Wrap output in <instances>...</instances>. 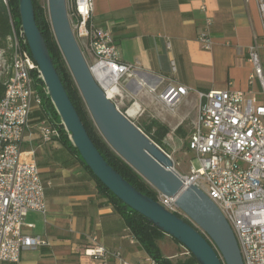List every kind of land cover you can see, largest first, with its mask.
I'll return each mask as SVG.
<instances>
[{"label":"built area","instance_id":"built-area-1","mask_svg":"<svg viewBox=\"0 0 264 264\" xmlns=\"http://www.w3.org/2000/svg\"><path fill=\"white\" fill-rule=\"evenodd\" d=\"M2 1L8 9L12 35L9 61L8 53L0 51V79L6 88L0 101V264H20L22 252L47 245L25 232L26 228H34L26 223L30 213H46L38 164L33 153L26 159L23 151L34 111L39 109L45 115L38 123V137L44 144L61 140L63 134L71 140V134L62 121L53 122L47 116L44 98L36 88L37 80L44 82L42 73L23 29L16 31L10 0ZM255 1L264 30V0ZM67 6L73 34L90 71L118 108L128 98L123 85L136 78L137 69L122 62L110 29L95 23L94 0H67ZM201 11L205 14L206 7ZM212 24L206 18L198 38L205 51L213 47ZM248 55L254 68L249 92L229 89L199 94L201 105L188 149L200 166L192 165L187 175L175 171L186 186L201 189L221 210L237 238L244 264H264V33L262 38L254 36ZM6 67L3 77L2 68ZM255 82L258 93L252 88ZM43 92L50 97L46 85ZM189 94L186 86L169 85L159 94V100L167 110L174 111ZM122 113L129 118V110ZM157 194L158 203L182 216L176 198ZM135 239L132 235V241ZM86 255L102 264H110L113 259L119 264H142L131 263L121 253L99 245L97 237ZM147 264L156 262L150 258Z\"/></svg>","mask_w":264,"mask_h":264},{"label":"crops","instance_id":"crops-1","mask_svg":"<svg viewBox=\"0 0 264 264\" xmlns=\"http://www.w3.org/2000/svg\"><path fill=\"white\" fill-rule=\"evenodd\" d=\"M206 18L213 22L210 51L198 43ZM94 21L110 29L122 62L137 69L136 78L123 85L128 98L118 106L122 112L129 110L133 123L155 113L161 123L173 119L174 132L188 120L189 108H200L199 94L251 89L254 68L248 52L254 36L262 38L264 33L255 0H94ZM169 85L190 89L174 111L159 100ZM252 88L258 93L257 82ZM44 116L34 111L23 151L26 159L34 154L46 198V213H30L26 223L34 228L25 232L47 245L22 252L20 264H102L86 255L94 237L127 261L147 264L151 257L137 238L132 241L125 219L100 194L78 156L61 140L44 144L39 139L38 123ZM158 245L171 260L186 255L163 242ZM110 264L119 262L113 259Z\"/></svg>","mask_w":264,"mask_h":264},{"label":"water","instance_id":"water-1","mask_svg":"<svg viewBox=\"0 0 264 264\" xmlns=\"http://www.w3.org/2000/svg\"><path fill=\"white\" fill-rule=\"evenodd\" d=\"M57 44L101 136L157 192L176 198V205L200 230L142 194L102 156L90 138L54 66L37 25L33 0H19L22 29L50 98L71 141L94 176L119 200L172 237L199 264H244L237 238L218 206L198 187L186 186L168 154L118 110L95 81L73 34L67 0H48Z\"/></svg>","mask_w":264,"mask_h":264},{"label":"trees","instance_id":"trees-1","mask_svg":"<svg viewBox=\"0 0 264 264\" xmlns=\"http://www.w3.org/2000/svg\"><path fill=\"white\" fill-rule=\"evenodd\" d=\"M35 7V15L37 25L47 43L54 66L63 82V85L74 104L90 138L94 142L105 160L112 166L126 181L134 186L142 194L157 201V192L152 188L131 166H129L121 157H119L112 148L107 144L104 138L96 128L91 115L87 109V106L80 94V91L76 85V82L68 68V65L64 59V56L57 44L55 35L53 33L52 25L49 17L47 16L46 9L37 1L33 0ZM11 12L15 21L16 31L22 30V24L19 13V0H10L9 2ZM12 35V28L10 25V18L8 15V9L4 2L0 0V51L4 50L9 52V37ZM45 83L41 80H37L36 88L44 98V110L47 116L53 121V112L55 106L49 96H46L43 92ZM4 80L0 79V101L5 95ZM59 122V121H53ZM150 139H152L157 145L164 149V139L170 133L167 126L154 121L150 126L141 128L139 127ZM62 143L70 151L75 153L81 160L82 164L88 169L97 183V187L102 196L107 198L109 202L114 206L116 211L120 213L125 219L129 229L133 235L137 238L141 246L148 253V255L156 262V264H199L197 260L191 255H187L188 258L171 260L163 256L158 242L164 238V234L161 230L155 227L140 213L132 210L126 206L121 200H119L110 190H108L92 173L85 162L80 157L77 149L74 147L72 141L66 134H63L61 138ZM177 216L183 218V216L177 214ZM187 223L194 226L189 220L183 218ZM187 252V251H185Z\"/></svg>","mask_w":264,"mask_h":264},{"label":"rangeland","instance_id":"rangeland-1","mask_svg":"<svg viewBox=\"0 0 264 264\" xmlns=\"http://www.w3.org/2000/svg\"><path fill=\"white\" fill-rule=\"evenodd\" d=\"M37 1L46 9L47 16L49 17L48 0H37ZM67 9H68V14H69L68 6H67ZM6 59L7 61H9V54L6 56ZM2 70H3L2 76L5 77V73L7 72L8 68L7 67L2 68ZM52 112L54 115L53 121H62L56 108L53 109ZM198 112H199V107L189 108L188 109V113H189L188 120L182 126H178L177 127L178 129H176V131L174 132H171L172 128L175 126V122L173 121V119H170L169 121H164V123H161V121H159L158 119H155L154 117L155 113H150L140 119L134 120V123L138 128L148 127L154 121H157L169 128L170 133L164 139V142H163L164 149L163 150L171 156L172 160L174 161L175 170L182 175L189 174L192 165L195 168H199L200 166L198 163V160L195 159V155L191 153L188 149L189 138L194 129V124L192 123V119H194L198 115ZM182 216L183 218L189 220L194 225V227H196L198 230L201 231V229H199V227L192 220H190L184 213L182 214ZM159 242H163L165 246H172L174 248H178V251L180 254L185 253L186 255L182 256L180 259L188 258L187 252H185L186 250L184 249V247L172 237L165 235L164 238L161 239ZM176 260H179V259H176Z\"/></svg>","mask_w":264,"mask_h":264},{"label":"bare ground","instance_id":"bare-ground-1","mask_svg":"<svg viewBox=\"0 0 264 264\" xmlns=\"http://www.w3.org/2000/svg\"><path fill=\"white\" fill-rule=\"evenodd\" d=\"M139 109H140V108H139ZM130 112H131V111H130ZM132 112H133V111H132ZM132 112H131V113H132ZM133 113H134V112H133Z\"/></svg>","mask_w":264,"mask_h":264}]
</instances>
